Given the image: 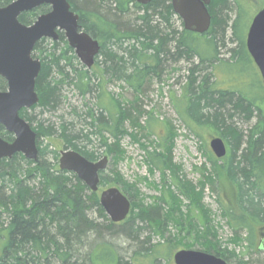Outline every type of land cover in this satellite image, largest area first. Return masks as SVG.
<instances>
[{"label": "trees", "instance_id": "obj_1", "mask_svg": "<svg viewBox=\"0 0 264 264\" xmlns=\"http://www.w3.org/2000/svg\"><path fill=\"white\" fill-rule=\"evenodd\" d=\"M14 1L0 0V8ZM92 1L95 5H86L89 2L87 0H69L71 10L79 16L80 27L100 43V55L92 71L80 64L63 33L59 34L58 41L47 45V39H42L34 47L33 57L41 61V71L36 80L39 102L19 114L37 134L39 157L37 161H30L18 154L12 159L0 160V218L6 214V220L2 222L5 239L0 264H87L83 250L88 247L89 238H104L103 234L105 236L106 233L122 234L140 244L141 232L148 226L163 237L170 224L168 217L171 208L175 209L174 214L179 217L174 222L179 239L190 236L198 238L202 252L227 262L225 251L215 239H209L214 237L209 221L194 220L189 213L192 219L183 217L179 204L169 209L161 208L158 212L146 206L142 212L130 216L137 205L131 193L122 188L132 208L126 221L113 224L100 205L99 193H92L75 174L59 170L60 155L56 150L48 152V146L46 149L41 148L42 140L58 136L67 149L96 162L101 153L93 149V137H98L99 148H115L121 153L117 136L122 132L120 128L125 121L135 122L130 113L132 108L125 110L119 101L114 100V108L107 112L106 108L96 103L97 109L91 107L81 114L76 111L73 113L77 123H68L62 118L58 125L43 119L34 126L36 119L30 114L36 109L57 112L63 104V92L67 85L75 86L84 96L96 94L99 100L101 90L105 87L103 81L107 77L126 82L135 93L140 94L145 81L150 77H158V67L168 58L199 60V64L194 66L199 70L213 69L217 65L228 67L241 62L249 63L251 56L246 47V35L250 22L245 25V10L241 9L231 27V42L236 45L230 49V59L226 61L220 58L219 50L226 41L229 19L223 13L230 9L227 0L211 1L208 11L212 23L204 35L184 29L178 32L175 29L172 19L176 16L172 0H152L147 6L139 5L134 0H110V3H105L104 11L97 4L102 6L101 3L106 0ZM131 7L139 12L135 13V23L126 26L122 17L130 14ZM49 11L50 7L44 6L21 15L19 20L31 25L39 15ZM156 16L160 21L153 19ZM101 57L102 61L99 60ZM191 72L183 95L177 101L180 112L187 123L221 129L222 138L229 142L231 149L220 167L234 195L231 207L224 209V212L236 238L239 239V231L250 232L248 236L253 238L258 228L264 229V109L244 93L217 88L218 81L213 79L212 71L202 77L195 75L198 70L192 69ZM5 88L6 83L1 80L0 90ZM236 93L239 99L234 98ZM227 102L234 111L244 114L247 120L257 114V122L247 135L228 124L225 115L220 112ZM136 109L133 108L141 114L140 109ZM152 121L150 119V123ZM106 135L113 137L116 143L109 146ZM169 135H172L171 131ZM0 136L7 142L14 140L1 126ZM164 141L169 143L164 149L167 153L155 151L151 158L149 155L150 165L163 172L175 167L170 153L173 141L171 137ZM121 180L118 174L108 177L102 172L100 187L118 186ZM177 186L180 194L193 202L192 187L181 182ZM94 212L99 214L103 223L92 217ZM184 245L188 248L196 246ZM154 248L147 252V257H142L146 259L143 263L134 259L129 264H158L159 252ZM95 250V256H90L91 264H126L106 243Z\"/></svg>", "mask_w": 264, "mask_h": 264}, {"label": "rangeland", "instance_id": "obj_2", "mask_svg": "<svg viewBox=\"0 0 264 264\" xmlns=\"http://www.w3.org/2000/svg\"><path fill=\"white\" fill-rule=\"evenodd\" d=\"M87 1L89 2L86 5H95L92 0ZM227 1L230 9L223 13L229 19L226 27V41L219 50L220 58L226 61L230 59V49L236 45L235 42H231V27L241 9L243 8L247 14L245 25L247 26L250 22V26L253 17L264 7V0ZM105 3H110V0L102 2V6L97 4L98 8L102 7L104 11ZM138 12L131 7L130 14L122 17L124 25H133L136 21L135 13ZM153 19L160 21L157 16ZM172 20L175 29L181 32L183 29L182 20L177 16ZM51 43V40L46 42L47 45ZM99 60L102 61L103 58L101 57ZM198 61H188L184 57L178 60L168 58L164 64L158 67L159 76L150 77L145 81L140 94L135 93L126 82L108 77L103 81L105 87L101 90L102 96L99 100L96 94L84 96L75 86L67 85L63 92V104L57 112H42L41 109H36L29 114L36 119V122L33 123L34 126L43 119L58 125L62 118L68 123H77L73 113L76 111L81 114L91 107L97 109L96 103L102 108H106L107 112L108 110L112 111V107L114 108V100L119 101L125 110L132 108L130 113L132 118H135V122L125 121L123 127L120 128L122 132L117 136L121 153L115 148H110L111 150L105 147L99 148L98 137H93V149H97L101 153L100 159L105 156L109 159L104 173L108 177H115V174H118L122 178L121 184L113 187L123 188V190L126 188L137 205L130 216L142 212L146 206L149 209L154 208L158 212L161 208L169 209L170 206L176 207L175 204H179L180 210L184 213L183 217L200 220V222L209 221L214 231V237L209 239H215L220 248L225 251L228 256V264H264V251L258 250L264 239V229L258 228L253 238H249L248 233L250 232L239 231L238 239L229 226L224 212V209L231 207L234 193L221 171L220 166H222L224 158L217 159L210 147L214 138H222V130L208 125L187 123L180 112L179 102H177L183 95L192 69L198 70L195 73L197 77L211 74L212 71L213 79L216 78L218 81L217 88H221L222 91L244 93L248 95V98L255 99L256 104L262 109H264V81L252 58L249 63L241 62L228 67L217 65L213 69L202 68L200 70L194 67L199 64ZM235 97L239 99L237 93ZM133 108H139L141 114L136 113ZM220 112L225 115L224 118L227 119L228 124L233 125L244 135H247L257 122V114L247 120L244 114L234 111L228 102L224 109H220ZM150 119H153L154 122L150 123ZM170 131L171 136L169 135ZM105 137L109 146L116 143L110 135ZM170 137L173 141L170 153L175 167L171 171L163 172L150 165L149 161L151 154L155 151L162 154L167 153V150L164 149L169 143L164 139ZM224 142L229 152L231 149L229 142ZM47 146L49 147L47 148L48 152L56 150L60 153L70 150L58 136L42 140L41 148L46 149ZM92 147L88 150H91ZM178 182L192 187L194 190L193 202L180 194ZM106 188L109 186L101 187L100 192ZM174 211L175 209L171 208L168 217L170 224H168V230L164 232L163 237L158 232L150 230L148 226L141 232L140 244L122 234L106 233L105 236L103 234L104 238L98 239L97 236L89 238V245L83 250L87 264H91V257L97 253L95 249L102 243L109 245L124 259L126 264L134 259L143 263L146 259L142 257H147V252L151 251L153 247L159 252L158 264H174V255L181 250L201 251V242L198 238L190 236L191 238L179 239L176 236L174 222L179 220V217L174 214ZM152 213L154 212L152 211ZM92 217L99 223H103V219L99 217L98 213H92ZM5 220L6 214L0 218V255L5 239L3 238L5 233L2 230V222ZM166 240L169 242H165ZM184 243L196 246L188 248Z\"/></svg>", "mask_w": 264, "mask_h": 264}, {"label": "water", "instance_id": "obj_3", "mask_svg": "<svg viewBox=\"0 0 264 264\" xmlns=\"http://www.w3.org/2000/svg\"><path fill=\"white\" fill-rule=\"evenodd\" d=\"M212 0H172V8L183 22L184 30L204 35L211 27L212 17L208 6ZM147 6L152 0H135ZM43 6L50 11L37 17L31 25L19 18ZM63 33L68 45L75 51L81 64L90 70L100 53V43L79 25V16L71 10L69 0H15L0 8V79L6 80L9 90L0 92V126L13 135L7 142L0 137V160L12 159L21 154L25 159L37 161L39 150L37 134L19 112L31 109L39 102L36 80L41 71V61L33 57L36 43L42 39L59 40ZM246 47L264 81V8L253 18L249 27ZM210 147L217 159L227 155L221 138H214ZM109 163L107 157L97 162L87 160L73 150L60 152L59 169L75 174L92 193L100 189V173ZM99 202L113 224L124 222L131 211L130 199L118 188L103 190ZM258 250L264 251V239ZM174 264H228L215 255L202 251L181 250L174 255Z\"/></svg>", "mask_w": 264, "mask_h": 264}, {"label": "flooded vegetation", "instance_id": "obj_4", "mask_svg": "<svg viewBox=\"0 0 264 264\" xmlns=\"http://www.w3.org/2000/svg\"><path fill=\"white\" fill-rule=\"evenodd\" d=\"M24 14H25V13H24ZM22 15H23V14H22ZM100 50H101V49H100ZM99 55H100V53H99ZM96 59H97V57H96ZM95 62H96V61H95ZM94 66H95V64H94ZM94 66H93V67H94ZM93 67H92V68H93ZM92 68H91V69H92ZM91 69H90V70H91ZM1 80H3V81L6 83V88H5L4 90H0V92H7V91L9 90V86H8L6 80H4V79H0V81H1ZM22 110H25V109H22ZM22 110H21V111H22ZM26 110H27V109H26ZM21 111H20V112H21ZM20 112H19V113H20ZM19 115H20V114H19ZM20 117H21V116H20Z\"/></svg>", "mask_w": 264, "mask_h": 264}]
</instances>
